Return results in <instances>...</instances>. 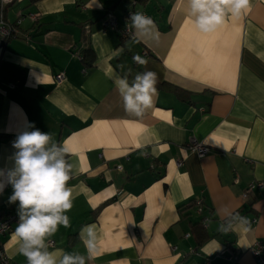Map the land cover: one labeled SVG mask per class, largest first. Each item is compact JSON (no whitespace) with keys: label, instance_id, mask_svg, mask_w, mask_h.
I'll return each instance as SVG.
<instances>
[{"label":"crops","instance_id":"0c3cea01","mask_svg":"<svg viewBox=\"0 0 264 264\" xmlns=\"http://www.w3.org/2000/svg\"><path fill=\"white\" fill-rule=\"evenodd\" d=\"M129 5L14 0L5 7L7 21L22 19L0 51V168L14 166L13 141L29 125L67 149L73 207L71 226L50 238L57 261L64 252L87 254L80 230L92 225L98 250L90 264H233L230 253L234 264H258L251 248L264 244V185L244 192L264 183V0L210 33L195 27L188 0L136 2L135 13L154 21L148 34L102 29L108 11L122 27ZM146 70L157 74V96L136 117L116 81L127 75L131 84ZM191 138L209 151L199 157ZM11 194L8 185L0 195V220L18 216ZM18 222L0 239L11 264H27L14 238Z\"/></svg>","mask_w":264,"mask_h":264},{"label":"clouds","instance_id":"9594fccd","mask_svg":"<svg viewBox=\"0 0 264 264\" xmlns=\"http://www.w3.org/2000/svg\"><path fill=\"white\" fill-rule=\"evenodd\" d=\"M188 4L195 27L203 33L223 26L229 16L241 19L251 8V0H188ZM130 19L142 34L150 33L154 27V21L142 13H134ZM133 59L141 65L148 63L139 55ZM157 79V74L150 70L137 73L131 84L127 75L117 78L126 113L143 117L152 108L157 96ZM29 128L31 130L22 131L13 141L14 166L7 170L0 168V195L10 185L12 194L8 202H18L19 222L14 232L18 252L26 258L27 264H90L98 250L92 225L80 230L86 255L64 252L57 261L49 251L50 238L61 226H71L67 213L73 207V197L68 182L72 179L74 165L67 158V149L59 145L51 133L34 125Z\"/></svg>","mask_w":264,"mask_h":264},{"label":"built area","instance_id":"2783aa9c","mask_svg":"<svg viewBox=\"0 0 264 264\" xmlns=\"http://www.w3.org/2000/svg\"><path fill=\"white\" fill-rule=\"evenodd\" d=\"M14 0H0V51L4 47L5 41L8 40L11 37H15L18 33L19 30V25L21 23L22 15H20L17 20L14 22H9L7 21L4 16H3V10L7 5L12 3ZM136 4L135 0H131L129 8L125 11L124 13V19H123V26L120 27L115 15L111 12L108 11L105 14V18L102 21V29L107 30V29H112L116 30L118 34L122 38H128L132 37L133 35V23L130 19L131 15L135 13L134 11V6ZM27 16L31 20H36L38 17V14L35 13H28ZM25 39H29V35L25 34L24 35ZM64 72H58L55 76L54 79L57 83L61 82L64 79ZM189 148L194 151L199 157L204 156L208 151L209 148L205 146L202 142L197 141L194 138H191L188 144ZM180 164V162H179ZM264 185L262 182H256V183H250L248 184L246 191L244 192V196L246 192L253 188V187H261ZM198 203V202H197ZM196 211L198 213H201L202 208L200 207V204L198 203V206L196 207ZM18 221V216L14 213H9L7 214L6 217L0 220V238L1 236L5 235L8 233L12 225ZM208 221L207 217H204L202 222L206 223ZM251 252L258 264H264V244L261 242H256L252 248ZM228 259L232 261V263H236L237 256L234 254L230 253L228 256ZM0 264H11L10 260L6 257L3 251L1 239H0Z\"/></svg>","mask_w":264,"mask_h":264},{"label":"trees","instance_id":"16d2710c","mask_svg":"<svg viewBox=\"0 0 264 264\" xmlns=\"http://www.w3.org/2000/svg\"><path fill=\"white\" fill-rule=\"evenodd\" d=\"M128 1H129V4H130L131 0H128ZM135 1H136V2H138V1L141 2L142 0H135ZM84 52H85V56L87 55V53H90V54L92 53L90 49H87V50H85ZM181 211H182V210H181ZM193 225H194V227L202 228V227L200 226L199 223H194ZM203 234H204V233H203ZM205 237H206V235L204 234V236H202V238H205Z\"/></svg>","mask_w":264,"mask_h":264}]
</instances>
